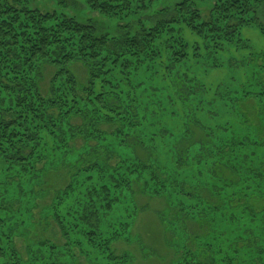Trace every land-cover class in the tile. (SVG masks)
<instances>
[{
  "label": "trees",
  "instance_id": "trees-1",
  "mask_svg": "<svg viewBox=\"0 0 264 264\" xmlns=\"http://www.w3.org/2000/svg\"><path fill=\"white\" fill-rule=\"evenodd\" d=\"M33 1L0 0V264H69L76 249L90 261L86 244L108 264H128L129 254L117 255L113 244L130 225L125 212L113 213L135 184L166 196L170 213L180 217L175 222L196 221L202 231V223H212L209 214L215 217L216 229L209 225L195 250L188 241L198 233L188 236L181 228L177 264H264V53L251 52L242 35L258 28L264 37V0H218L208 18L184 1L159 11L152 22L127 20L159 0H54L63 10L80 12L83 5L122 21L118 36L105 34L94 18L82 22L41 12ZM226 47L249 56H232L237 77L216 84L214 124L201 120L200 111L158 120L156 114L167 108L142 101L162 88L136 83L132 71L139 66L158 74L154 66L164 65L158 79H169L173 96L186 101L214 88L185 69L180 77L184 65L202 50L210 56ZM75 63L88 69L84 87L73 72ZM48 70L51 87L44 93ZM252 100L262 113L258 130L244 118L251 128L236 134L222 112L234 114ZM108 136L114 141L106 143ZM159 140L166 148L144 160L137 148L155 147ZM189 160L198 167L201 192L191 191L182 174ZM52 172L61 184H55L49 205L42 199L38 204V194L53 188L47 179ZM133 209L137 213L135 204ZM18 237L25 240L21 246Z\"/></svg>",
  "mask_w": 264,
  "mask_h": 264
},
{
  "label": "rangeland",
  "instance_id": "rangeland-1",
  "mask_svg": "<svg viewBox=\"0 0 264 264\" xmlns=\"http://www.w3.org/2000/svg\"><path fill=\"white\" fill-rule=\"evenodd\" d=\"M184 1L192 2L200 11L201 16L208 18L213 6L218 0H159L155 2L153 6H149L146 11L140 10L137 15L138 18H130L127 21L132 22L140 18H148L149 22H152V18L159 11L163 9L172 10L175 6ZM32 8L46 13H52L54 11L59 14L66 13L68 16H74L82 22H88L91 20L90 18H94L102 26L105 34H109L111 36H118L120 34L119 28L122 21H110L108 18L102 17L97 13H93L83 5L78 6L80 12H74L72 10H63L59 8L54 0H34L32 2ZM242 35L243 40L249 43L251 52L256 53L257 55L264 53V37L258 28L244 29ZM231 47H226L224 52H221L218 55H216V52L214 51V53L210 54V56L204 55V51L202 50V52L199 53L201 57L190 59L189 62L184 65L181 72H179V75H181L185 74L183 73L184 69L189 71L190 76H192L191 78H195L197 82H200L206 88L209 86L213 87L214 89H212L211 92L212 94L214 93V95L206 97L211 92L203 94L195 93L190 95L186 101H183V99H181L183 96H173L172 84L169 79L165 81L158 79V77L162 78L161 74H163L164 65L154 66V70L158 71V74L154 71L153 74L145 73V70L139 66L140 68L132 71L133 80L135 79L136 83L142 82L144 87H147L150 84H155L162 88L161 94L156 96H154L151 92L144 94L142 96V101L150 106H158L159 103H161L167 108V112L165 114H162L161 112L156 114V117H159L158 120H162L167 117H174V121H177L179 114L188 118L187 113L189 111L191 114L200 111L198 116L201 120L214 124L216 122V84L230 83L233 80V74L237 77L238 74L235 73L229 64L232 56L238 58L239 61L242 59L246 60L249 56L247 53L241 51L234 54V52H232L233 48ZM193 51L194 50H191L190 53ZM216 60L219 61L220 67L216 66ZM73 66V72L75 73L80 86L84 87L88 79V69L82 63H75ZM248 68L250 70H254L255 72L258 71L255 66H249ZM46 73L47 74L43 80L45 85V87H43L44 93L49 92L51 87V71L48 70ZM180 77H182V75ZM112 79L115 81L117 78L114 75ZM225 110L222 112V116L229 126H233L236 130V134H241L242 132L246 133V131L251 128L246 123L244 118L249 121V124L252 127L256 126L255 129L257 128L258 130V122L262 113L257 101L252 100L248 104L237 108L236 112L231 115H225ZM166 122L168 123L167 120ZM153 130L155 131L156 129ZM198 133H201V131L198 130L197 132H194L195 136L197 134V136L200 137ZM254 133L258 134L256 132ZM214 140H216V138ZM113 141L114 138L108 136L106 143H111ZM165 148L166 147H164L163 142L161 141L160 143L159 140L155 143V147L148 144L146 148L138 147L137 150L145 160L147 156H153L155 154L160 155V152H162L161 150ZM129 152L130 151H126L125 153L128 154ZM201 168L204 169L202 164ZM205 168L209 169L208 165ZM221 169L217 171L222 175L224 172H221ZM197 170L198 167H196V163L189 160V163H186V165L182 168V174L186 173L184 177L186 178L191 191H193V188L191 187H194L196 191L198 190V192H201L202 187L196 186L198 182L196 178ZM207 177L208 171L205 173V178L207 179ZM47 179L49 182L51 181L50 185H53V188L47 189L48 192L46 191L47 193L45 192V194H38L40 196V199L37 201L38 204H41L42 199L45 205H49L53 196L55 184H61V179H58L57 172L49 174ZM186 203L191 204L192 201H186ZM134 204L138 209L137 213L133 209ZM170 210L171 209L169 208V202L166 196H153L145 192L140 185L135 184L133 191L125 193L122 205L120 207H116L115 213H113L120 215L125 212L123 219L130 225V232L113 244L115 253L117 255L129 254L130 257L128 264H175L179 259V252L182 251V244L179 248L177 247L181 241V228H185V230H187L186 232L188 233V236L192 232L199 234V236L198 234H193L197 235V237H191L192 239L188 241L189 246L193 250H195L194 246L197 244V239L201 238L209 231V225L216 229V221L212 213L209 214V218L212 223H202L201 231L199 226L201 225L200 223H196V221L191 222L190 220L187 221L185 219L184 223H179L180 217H175L173 214L174 212L172 211V213H170ZM175 220H178L179 222H175ZM104 231L107 232L105 229ZM45 236L49 237V234L46 233ZM24 241L23 237H18L15 240V242L20 246ZM56 241L59 245L65 243V240L61 237V235H58ZM85 246L84 250L90 254L92 260L89 261L86 257H83L80 254V251L76 249L75 255L77 257L69 259V264H108L104 259L99 258L97 249L87 247V244ZM24 257L27 260L25 254Z\"/></svg>",
  "mask_w": 264,
  "mask_h": 264
}]
</instances>
